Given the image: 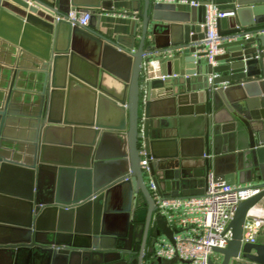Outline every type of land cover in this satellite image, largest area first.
Here are the masks:
<instances>
[{
  "label": "water",
  "instance_id": "1",
  "mask_svg": "<svg viewBox=\"0 0 264 264\" xmlns=\"http://www.w3.org/2000/svg\"><path fill=\"white\" fill-rule=\"evenodd\" d=\"M141 1L129 34L108 37L100 0H0V264L182 262L153 257L159 238L174 242L157 201L204 195L209 173L261 191L238 205L208 264H264V244L243 242L264 198V0H233L217 21L215 66L207 2L161 28L153 0ZM76 11L91 13L88 27L68 20ZM32 29L45 49L28 44ZM74 90L91 111L70 110ZM10 170L27 174L14 192ZM8 196L22 207L8 210Z\"/></svg>",
  "mask_w": 264,
  "mask_h": 264
},
{
  "label": "built area",
  "instance_id": "2",
  "mask_svg": "<svg viewBox=\"0 0 264 264\" xmlns=\"http://www.w3.org/2000/svg\"><path fill=\"white\" fill-rule=\"evenodd\" d=\"M197 7L201 3L184 1ZM233 15L232 12L219 9L212 2L206 5V28L203 47L205 59L215 65L214 58L222 51L218 49L219 36L217 21ZM91 19L90 12H71L68 20L73 25L88 27ZM144 166L147 163H142ZM152 189L154 186L151 184ZM261 189L255 184L232 185L217 179L213 173L207 176V186L204 195L196 197H176L158 199L157 213L163 217L173 233V243L165 237L158 239L153 257L172 260L178 257L182 262L176 264H208L213 259L214 248L224 249L231 240L229 225L238 205L259 194ZM249 218V217H248ZM247 221L244 227L243 242L255 243L264 226L263 220ZM218 257V256H217ZM219 257L217 258V261Z\"/></svg>",
  "mask_w": 264,
  "mask_h": 264
},
{
  "label": "crops",
  "instance_id": "3",
  "mask_svg": "<svg viewBox=\"0 0 264 264\" xmlns=\"http://www.w3.org/2000/svg\"><path fill=\"white\" fill-rule=\"evenodd\" d=\"M100 1L105 8L109 9V11H106L101 16L100 32L108 37H115L117 35H128L130 32V25L133 21V17L129 16V13L132 12L134 2L136 0ZM184 1H194L199 3L212 2L219 9L224 11H229L232 8L233 3V0H153V5L155 7L154 11L151 14L153 24H156L161 28H168L173 25L178 26L185 24L190 18V11L193 6L188 3H184ZM143 6L144 2L142 0L141 9H143ZM160 32L162 34L164 33V30H161ZM27 37V41L30 46L37 48L39 51L46 48L48 42L46 35L42 31L38 29H32L28 31ZM78 50H81L82 53H84L86 56H89V58L93 61L99 60L96 55H93V53L86 50L82 51L83 49H81L80 46H78ZM23 75L24 77L22 81L24 80V78H28H26L25 88H22H24L27 92H30V87L33 88V75L29 72H26ZM109 79L114 86L118 87L119 89L122 88L121 83L117 82L116 80H113V78ZM32 91L35 92L36 90H34L33 88ZM77 92L79 91H73L74 97H72L70 100V110L75 111V113L78 112L81 114L85 111H91L92 104L90 103V101L84 97L81 98V95H78ZM15 98L16 100H18L20 105L25 104L23 96L19 95ZM23 180L25 182L27 181L26 173H23L22 171L17 172L16 170H10L6 175L7 190L14 192L16 189L15 186L20 185L22 187ZM235 185H240V183L236 182ZM3 202L4 206L10 211L15 209L16 207H22V202H20L19 200L17 201L15 198H12L10 196L5 197ZM254 220L264 221V198L254 209L251 210L248 222L253 223ZM256 242L264 244V226L260 228V232L256 238Z\"/></svg>",
  "mask_w": 264,
  "mask_h": 264
},
{
  "label": "rangeland",
  "instance_id": "4",
  "mask_svg": "<svg viewBox=\"0 0 264 264\" xmlns=\"http://www.w3.org/2000/svg\"><path fill=\"white\" fill-rule=\"evenodd\" d=\"M217 255L216 254H213V259H214V261H217Z\"/></svg>",
  "mask_w": 264,
  "mask_h": 264
}]
</instances>
